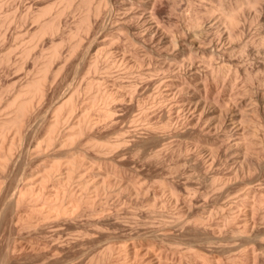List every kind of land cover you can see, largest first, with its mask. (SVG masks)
<instances>
[{"label":"rangeland","instance_id":"374dc122","mask_svg":"<svg viewBox=\"0 0 264 264\" xmlns=\"http://www.w3.org/2000/svg\"><path fill=\"white\" fill-rule=\"evenodd\" d=\"M125 1L0 0V264H264V0H150L146 11ZM152 22L167 40L152 39ZM173 32L194 46L174 47ZM25 87L27 102L40 87L38 104L15 123ZM79 111L102 122L90 129ZM17 135L23 143L5 163ZM17 187L39 199L14 208ZM67 201L71 214L54 212Z\"/></svg>","mask_w":264,"mask_h":264},{"label":"bare ground","instance_id":"6f19581e","mask_svg":"<svg viewBox=\"0 0 264 264\" xmlns=\"http://www.w3.org/2000/svg\"><path fill=\"white\" fill-rule=\"evenodd\" d=\"M127 1H128V2L130 1V3H131V2L133 3V1H138V2L140 3L139 6L143 7L145 11L148 10V7L150 6V5H149L150 0H132V1H131V0H127ZM127 1H125V2H127ZM151 1H152V0H151ZM105 2H106V1H105ZM138 2H136V4L134 3V5H133V4H130V6H131V5L136 6V5L138 4ZM126 5H127V4H126ZM137 6H138V5H137ZM139 6H138V7H139ZM151 6H152V4H151ZM151 6H150V7H151ZM126 7H128V6H126ZM141 7H140V8H141ZM134 9H135V8H134ZM150 9H151V8H149V10H150ZM59 10H60V9H59ZM144 10H143V12H144ZM136 11H137V9H136ZM252 11H253V10H252ZM255 11H257V10L255 9ZM57 12H58V11H57ZM60 12L63 13V11H60ZM131 12H132V11H131ZM131 12H130V13H131ZM137 12H138V11H137ZM253 12H254V11H253ZM62 13H60V14H62ZM251 13H252V12H251ZM147 14H148V13H147ZM149 14H150V13H149ZM56 15H58V13H57ZM90 15H91V16H87V18H88L89 20L92 19V18H91V17H92V14H90ZM95 15H96V14H95ZM108 15H109V13H108ZM111 15H112V14H111ZM134 15H135V13H134ZM141 15H144V14H141ZM145 15H146V14H145ZM153 15L156 16V14H154V13H152V14L149 15V16H150L151 18H154ZM255 15H256V14H255ZM255 15H253V16H255ZM93 16H94V15H93ZM137 16H139V15L137 14ZM137 16H136V17H137ZM110 17L112 18V16H110ZM132 17H133V16H132ZM143 17H144V16H143ZM148 18H149V17H148ZM151 18H150V19H151ZM54 19H55V18H54ZM112 19H113V18H112ZM144 19H146V17H145ZM142 20H143V19H142ZM157 20L159 21V19H157ZM57 21H58V20H57ZM95 21H96V20H95ZM114 21H115V20H114ZM147 21H148V20H147ZM150 22H151V21H150ZM137 23H138V22H137ZM230 23H231V25L236 26V25L238 24V19H237V17H236V16L231 17V18H230ZM90 24H91V23H90ZM90 24H89V25H90ZM144 25H145V24H144ZM51 26H52V25H51ZM51 26H50V27H51ZM90 26H91V25H90ZM146 26H148V25L146 24ZM262 26H263V24H262ZM262 26H261V27H262ZM41 28H42L43 31H44V29L46 28V24H43V25L41 26ZM53 28H54V29H58V26L54 24V25H53ZM234 28H235V27H234ZM146 29H147V28H146ZM262 29H263V28H262ZM47 30H49V28H48ZM141 30H142V29H141ZM183 30H184V29H183ZM202 30H203V29H201V31H202ZM56 31H57V30H56ZM145 31H146V30H145ZM148 31H149V34L152 36V39H153L155 36H158V37H161V38H162V37H165V39H166L167 34L162 30V28H161L158 24H155V23L152 22V24H150V25L148 26ZM167 31H168V30H167ZM186 31H187V30H186ZM186 31H185V34L187 33ZM230 31L233 32L232 30H230ZM230 31H229V32H230ZM199 32H200V31H199ZM204 32H205V31H204ZM263 32H264V30H263ZM140 33H141V32H140ZM140 33H139V35H140ZM142 33H143V32H142ZM142 33H141V34H142ZM173 33H174V32H173ZM197 33H198V32H197V30H196V31L194 32V34H191V36H189V40H190L192 43H195V44L198 43V39L200 38V35H201V34L198 33V35H197ZM228 34H229V33H228ZM231 34H232V33H231ZM262 34H263V33L261 32V35H262ZM174 35H175V33L172 34V36H173V40H174V41L168 40V42L170 41L171 44H172L174 47H179V48L181 47V50H182V48L185 47L184 45L188 44L187 41H189V40H187V41L185 40V37L188 36V35H186V36H185V35H181V36H180L179 38H177L176 40H175L174 38H175V36H177V35H175V36H174ZM233 35H234V34H233ZM148 36H149V35H148ZM153 36H154V37H153ZM203 36H204V35H203ZM143 37H144V35H143ZM146 37H147V35H146L144 38H146ZM231 37H232V36H231ZM203 38H204V37H203ZM206 38H207V37H206ZM171 39H172V38H171ZM222 39H223V37H222ZM148 40H149V39H148ZM157 40H158V39H157ZM161 40H162V39H161ZM166 40H167V39H166ZM201 40H202V38H201ZM233 40H234V39H233ZM262 40H263V39H262ZM162 41H163V40H162ZM225 41H226V40H225ZM156 42H157V41H155V43H156ZM158 42H160V41H158ZM158 42H157L156 44H158ZM168 42L166 41L165 44H168ZM200 42H201V41H200ZM263 42H264V41H263ZM263 42H262V43H263ZM192 43H191V44H192ZM201 43H202V42H201ZM208 43H209V42H208ZM208 43H207V44H208ZM212 43H213V42H212ZM231 43H232V42H231ZM153 44H154V43L152 42V45H153ZM161 44H162V43H161ZM161 44H160V45H161ZM163 44H164V43H163ZM165 44H164V45H165ZM189 44H190V43H189ZM189 44H188V45H189ZM191 44H190V46H191ZM202 44H203V43H202ZM216 44H217V42H216ZM220 44H221V42H220ZM214 45H215V44H214ZM228 45H229V44H228ZM230 45H231V44H230ZM166 46H167V45H166ZM192 46H194V44H192ZM197 46H198V45H197ZM215 46H216V45H215ZM217 46H219V45H217ZM186 47H187V45H186ZM171 48H172V47H171ZM219 48H220V47H219ZM219 48H218V49H219ZM226 48H227V47H226ZM230 48H231V47H230ZM174 49H175V48H174ZM115 50H116V49H115ZM119 50H120V49H119ZM179 50H180V49H179ZM185 50H187V49H185ZM185 50H183V51H185ZM258 50H259V49H258ZM120 51H121V50H120ZM163 51H164V50H163ZM177 51H178V50H177ZM124 52H125V51H124ZM169 52H170V51H169ZM169 52H168V53H169ZM180 52H181V51H180ZM175 53H176V52H175ZM182 53H183V52H182ZM258 53H259V51H258ZM150 54H151V53H150ZM158 54H159V53H158ZM171 54H173V53H171ZM184 54H186V53H184ZM184 54H183V55H184ZM263 54H264V53H263ZM164 55L166 56V53H165ZM176 55H177V54H176ZM176 55H175V56H176ZM180 55H181V53H180ZM183 55H182V56H183ZM167 56H168V54H167ZM170 56H172V55H170ZM179 57H180V56H179ZM126 58H127V57H126ZM133 58H134V57H133ZM165 58H166V57H165ZM171 58H172V59H170V60H171V61H174L175 64H176L178 67L180 66V68H181L182 66H184V65H182V62H183V61H182V62H181V61H178L177 58L174 60V55H173V57H171ZM181 58H183V57H181ZM136 59H137V58H136ZM158 59H159V58H158ZM125 60H126V59H125ZM163 60H165V59H163ZM165 61H167V60H165ZM165 61H164V62H165ZM237 61H238V60H237ZM164 62H163V63H164ZM184 62H185V61H184ZM125 63H126V62H125ZM141 63H142V62H140V63H136V64L140 67V66L142 65ZM170 63H171V62H170ZM129 64H130V63H129ZM236 64H237V63H236ZM240 64H242L241 61H240ZM144 65H145V64H144ZM170 65H171V64H170ZM208 65H209V64H208ZM133 66H134V65H133ZM166 66H167V65H166ZM166 66H165V67H166ZM171 66H172V65H171ZM185 66H186V65H185ZM185 66H184V67H185ZM239 66H240V65H239ZM136 67H137V66H136ZM145 67H146V66H145ZM206 67H207V66H206ZM208 67H209V66H208ZM132 68H133V67H132ZM134 68H135V67H134ZM140 68H141V67H140ZM140 68H139V69H140ZM143 68H144V67H143ZM160 68H161V67H160ZM162 68H163V67H162ZM192 68H194V67H192ZM156 69H157V67H156ZM165 69H167V68H165ZM170 69H171V68H170ZM194 69H195V68H194ZM194 69H190V70H194ZM209 69H210V68H209ZM209 69H208V71H209ZM214 69H216V68H212V67H211V69H210L211 72H210V73L214 72V71H215ZM130 70H131V69H130ZM141 70H142V69H141ZM141 70H140V71H141ZM143 70H144V69H143ZM158 70H159V69H158ZM180 70H181V69H180ZM140 71H139V72H140ZM146 71H147V70H146ZM160 71H162V70L160 69ZM163 71H164V68H163ZM166 71H167V70H166ZM181 71H182V70H181ZM195 71H196V70H195ZM204 71H205V70H204ZM208 71H207V72H208ZM143 72H144V74L146 75V72H145V71H143ZM149 72H150V71H149ZM157 72H158V71H157ZM178 72H179V71H178ZM178 72H177V73H178ZM189 72H190V71H189ZM207 72H206L205 76L203 75L204 73L202 74L204 77L200 74V75L202 76V79H199L200 76H199V78H198L200 81H202V80L204 79V83H203V85H205V86H207V84H209L208 82H209V79H210V75H212V74H209V73H207ZM185 73H186V70H185ZM139 74H142V73H139ZM147 74H148V73H147ZM178 74H179V73H178ZM187 74H188V73H187ZM189 74H190V73H189ZM192 74L194 75V73H192ZM197 74H198V73H197ZM163 75H164V74H163ZM179 75H180V74H179ZM179 75H178V76L176 75V76H177V77H176L177 79H179V78H178ZM181 75H182V73H181ZM181 75H180V76H181ZM183 75H184V74H183ZM183 75H182L181 77H183ZM195 75H196V72H195ZM195 75H194V76H195ZM146 76H147V75H146ZM170 76H171V75H170ZM174 76H175V75H174ZM184 76H186V74H185ZM160 77H161V76H160ZM181 77H180V78H181ZM187 77H188V76H187ZM192 77H193V76H192ZM197 77H198V76H196L195 79H196ZM165 78L167 79V77H165ZM170 78H172V77H170ZM174 78H175V77H174ZM189 78H190V77H189ZM161 79H162V78H161ZM177 79H176V80H177ZM183 79H185V81H184ZM183 79L181 78V81L183 80V82L187 83V82H186V79H187V78H183ZM179 80H180V79H179ZM188 80H189V79H187V81H188ZM196 80H197V79H196ZM92 81H93V80H92ZM160 81H161V80H160ZM164 81H165V80H164ZM171 81H172V80H171ZM171 81H168V82H170V84H171ZM192 81H193V80H192ZM194 81H195V80H194ZM38 82H39V81H38ZM172 82H173V81H172ZM195 82H196V81H195ZM29 83H30V82H29ZM92 83H93V82H92ZM173 83H174V82H173ZM181 83H182V82H181ZM181 83H180V84H181ZM167 84H168V83H167ZM174 84H175V86H176V85L179 84V82H178V84H176V83H174ZM174 84H173V86H174ZM160 85H161V84H160ZM186 85H187V84H186ZM196 85H198V82H196ZM38 86H39V85H38ZM90 86H91V85H90ZM198 86H199V85H198ZM23 87H24V86H23ZM180 87H181V85H180ZM208 87H209V86H208ZM39 88H40V87H39ZM39 88H37L36 90H33V91H36V93H35V94H32V96H31L30 100H28V102H27V100H25V99H26V98H25V94L27 93V92H26V87H25V89H22V90L20 91V93L17 95V97L15 98V100H13L14 102L12 103V105L14 106V108L16 107L15 109H18L17 112L20 110V114H21V115H19L18 113L15 114V117H14V118H13V117L11 118V120H12L13 122L16 123V122H18L20 119H21V120H24L23 118H25V115H27V113H28V112L30 111V109L33 107L34 103H35V102L37 103V101H38L37 99H39ZM167 88H168V87H167ZM176 88H178V86H176ZM199 88H200V87H199ZM27 89H28V88H27ZM41 89H42V88H41ZM162 89H163V88H162ZM173 89H174V88H173ZM179 89H180V88H179ZM209 89H210V88H208L207 90H209ZM42 90H43V89H42ZM44 91H45V90H44ZM44 91H43V92H44ZM170 91H172V90H170ZM173 91H174V90H173ZM178 91H179V90H178ZM180 91H181V90H180ZM257 91H258V90H257ZM28 92H29V91H28ZM40 92H41V91H40ZM255 92H256V91H255ZM259 92H261V91H259ZM259 92H257V95H256L257 98H256V100H257V102H258V105H261L262 107H264V94H262V93L259 94ZM262 92H263V91H262ZM29 93H30V92H29ZM107 94H108V93H107ZM163 94H164V93H163ZM178 94H179V92H178ZM41 95H42V92L40 93V97H41ZM97 95H98V94H97ZM101 95H102V94H101ZM104 95H105V93L103 94V97H104L105 100H111L112 102H113V100L115 101V99H119V98H116V97L113 96V95H111V96H110V95H106V96H104ZM166 95H167V94H166ZM168 95H169V94H168ZM168 95H167V96H168ZM164 96H165V95H164ZM167 96H166V97H167ZM251 96H252V95H251ZM29 97H30V96H29ZM92 97H93V96H92ZM100 97H102V96H100ZM122 97H123V96H122ZM169 97H170V96H169ZM175 97H176V96H175ZM254 97H255V96H254ZM97 98H99V97H97ZM27 99H28V98H27ZM35 99H36V100H35ZM90 99H91V98H90ZM158 99H159V98H158ZM247 99H248V98H247ZM250 99H251V97H250ZM253 99H255V98H253ZM253 99H252V102H254ZM165 100H166V99H165ZM167 100H168V99H167ZM256 100H255V101H256ZM34 101H35V102H34ZM39 101H40V100H39ZM96 101H97V100H96ZM112 102H111V103H112ZM158 102H159V101H158ZM161 102H163V101H161ZM248 102H249V103H248ZM252 102H250V100H247L248 106H251V105H253V104L256 103V102H255V103L251 104ZM96 103H97V102H96ZM101 103H102V102H101ZM106 103H107V102H106ZM156 103H157V102H156ZM199 103H200V102H199ZM24 104H25V105H24ZM26 104H27V105H26ZM37 104H38V103H37ZM37 104H36V105H37ZM74 104H76V103H74ZM74 104H73V105H74ZM93 104H95V103H93ZM103 104H104V103H103ZM103 104H102V105H103ZM64 105H65V104H64ZM104 105H105V110L103 111V112H104V113H103L104 116L107 117V118H108V117H112L111 115L114 114V113L112 112L113 110L111 109L112 107H111V108L109 107V105H110L109 103L104 104ZM236 105H237V104H236ZM34 106H35V105H34ZM85 106H86V105H85ZM204 106L207 107V109L211 107L210 104H209L207 101L204 102ZM204 106H203V107H204ZM253 106H254V105H253ZM261 106H260V107H261ZM10 107H11V106H10ZM58 107H59V106H58ZM58 107H57V110H55V112L59 111L60 108H58ZM69 107H70V106H69ZM77 107H78V106H77ZM77 107H76V108H77ZM82 107L84 108V110H80V109H79V110L83 112V111L86 110V108H85L83 105H82ZM82 107H81V109H83ZM94 107H96V106H94ZM101 107H102V106H101ZM198 107H199V106H198ZM236 107H237V106H236ZM257 107H259V106H257ZM33 108H34V107H33ZM33 108H32V109H33ZM67 108H68V107H67ZM73 108H75V106H74ZM78 108H79V107H78ZM78 108H77V109H78ZM177 108H179V107H177ZM181 108H182V107H181ZM32 109H31V110H32ZM55 109H56V108H55ZM69 109H70V108H69ZM71 109H72V108H71ZM100 109H101V108H100ZM204 109H205V108H204ZM254 109H255V106H254ZM256 109H258V108H256ZM73 110H75V109H73ZM258 110H259V109H258ZM21 111H22V113H21ZM69 111H72V110H69ZM80 111L78 112V114H81V116H80V115L76 116L77 114H75V116L77 117V121L80 122L81 120L84 119L85 122H83V123H86L87 127H88L89 125H92V124L94 125V123H96V122H98L100 119H102V118H98L99 116L96 117V115H94V113H93V114H90L89 112H86V113L84 112V114H82V112L80 113ZM182 111H183V110H182ZM207 111H208V110H207ZM256 111H257V110H256ZM259 111H260V110H259ZM62 112H63V111H62ZM72 112H73V111H72ZM75 112L77 113V110H76ZM226 112H227V111H226ZM226 112H225V114H227V113L229 114V111H228L227 113H226ZM67 113H68V112H67ZM212 113H213V111H212ZM57 114H58V113H57ZM59 115H61V114L59 113ZM220 115H221V114H220ZM229 115H230V114H229ZM55 116H58V115L55 114ZM100 116H101V115H100ZM102 116H103V115H102ZM221 116H222V115H221ZM221 116H219V120H220V117H221ZM223 117H225V116L223 115ZM255 117H256V116H255ZM257 117H258V116H257ZM26 118H27V117H26ZM60 118H61V117H60ZM142 118H143V117H141V119H142ZM232 118H233V117H232ZM232 118H231V119H232ZM234 118H235V117H234ZM234 118H233V120H235ZM55 119H56V118H55ZM146 119H147V118H146ZM236 119H237V118H236ZM60 120H62V119H60ZM65 120H66V119H65ZM84 120H83V121H84ZM144 120H145V119H144ZM144 120H143V121H144ZM223 120H224V119H223ZM225 120H226V119H225ZM225 120H224V121H225ZM227 120L229 121V119H227ZM227 120H226V122H227ZM259 120H260V119H259ZM58 121H59V120H58ZM74 121H75V120H74ZM77 121H76V122H77ZM100 121H101V120H100ZM100 121H99V122H100ZM103 121H104V120H103ZM106 121H107V120H106ZM145 121H146V120H145ZM145 121H144V123H145ZM147 121H148V120H147ZM230 121H232V120H230ZM235 121H237V120H235ZM0 122H3V121H0ZM6 122H8V121H6ZM20 122H21V121H20ZM76 122H75L74 125H76ZM99 122H98V123H99ZM101 122H102V121H101ZM219 122H220V121H219ZM254 122H255V120H254ZM256 122L259 123V121H256ZM8 123H9V122H8ZM22 123H23V122H22ZM25 123H26V122H25ZM25 123H23V125H24ZM57 123H58V122H57ZM151 123H153V122H151ZM151 123H150V120H149V122H147V124H149V126H152V125H153V124H151ZM221 123H222V121H221ZM223 123H224V122H223ZM236 123H237V122H236ZM10 124H12V123L10 122ZM53 124H54V123H53ZM78 124H79V123H77V125H78ZM147 124H146L145 126H147ZM227 124H228V123H227ZM254 124H255V123H254ZM19 125H20V124H19ZM23 125L19 126V130H20V131H18V132L21 133V131L23 130V129H22V126H23ZM157 125H158V124H157ZM223 125H224V124H223ZM233 125H234V124H233ZM238 125H240V124H238ZM258 125H259V124H258ZM258 125L256 124V127H254V128H257ZM16 126H18V125H16ZM81 126H83V125H81ZM154 126H155V123H154ZM79 127H80V126H79ZM79 127H78V128H79ZM83 127H84V126H83ZM87 127H86V128H87ZM90 127H91V126H90ZM90 127H88V128H90ZM152 127H153V126H152ZM220 127H221V126H220ZM228 127H229V126H228ZM16 128H17V127H16ZM52 128H53V127H52ZM56 128H57V130L61 129V128H58V127H56ZM56 128H55V129H56ZM81 128H82V127H81ZM156 128H158V127H156ZM156 128H155V129H156ZM225 128H226V127H225ZM76 129H77V128H76ZM90 129H91V128H90ZM152 129H153V128H152ZM155 129H153V130H155ZM234 129H235V128H234ZM240 129H241V128H240ZM242 129H243V127H242ZM57 130H55V131L58 132ZM74 130H75V129H74ZM245 130H246V128H245ZM253 130H256V129H253ZM72 131H73V130H72ZM80 131H81V129L79 128L78 130H75V132H73V133L71 132L72 134H70V133H68V132H67V133H64V132H63V133H64V134H63V133H62V130H61L60 132H61L62 134L59 135V141H58V140H57V141H58V143L60 142L61 144H62V143H67V141L70 139V137L75 136V134H77V133L79 134ZM233 131H234V130H233ZM239 131H240V130H239ZM243 131H244V130H243ZM7 132H8V131H7ZM7 132H6V133H7ZM50 132H51V131H50ZM82 132H84V131L82 130ZM6 133H5V134H6ZM16 133H17V132H16ZM16 133H15V134H16ZM22 133H24V132L22 131ZM57 134H58V133H57ZM81 134H83V133H81ZM49 135H50V134H49ZM3 136H4V135H3ZM5 136H7V135H5ZM17 136H18V135H17ZM22 136H23V134H22ZM165 136H166V135H164V136H162V137L165 138ZM50 137H51V136H50ZM5 138H7V137H5ZM14 138H16V137H14ZM21 138H22L21 135H19L18 138H17L16 140L10 141V142H12L11 145L8 144V145H9L8 150H7L8 153H7V154L5 153L6 155L3 153V154L6 156V157H5L6 159L4 158V159H5V163H8V162L10 163V160H12V159H10V158L13 157V156H12L13 150L18 149V148H16V147H19V145H21L20 143H23V142H21V141H23ZM54 138H55V137H54ZM54 138H53V139H54ZM2 139H3V138H2ZM51 139H52V138H51ZM51 139H50V140H51ZM56 139H58V138H56ZM56 139H54V140H56ZM6 140H8V138H7ZM52 141H53V140H52ZM71 141H73V139H72ZM8 143H9V142H8ZM60 143H59V144H60ZM238 143H239V142H238ZM113 144H115V143H113ZM104 145H105V144H104ZM109 145H110V144H109ZM236 146H237V145H236ZM104 147H105V146H104ZM114 147H115V146H114ZM15 148H16V149H15ZM234 148H235V147H234ZM4 149H5V148H4ZM108 149H109V148H108ZM241 150H242V149H241ZM16 151H17V150H16ZM244 151H245V150H244ZM159 152H160V151H159ZM159 152H156V153H158V155H159ZM235 152H236V151H235ZM15 153H16V152H15ZM244 154H245V153H244ZM248 154H250V153H248ZM248 154H247V155H248ZM14 155H15V154H14ZM238 155H239V154H238ZM245 155H246V154H245ZM245 155H244V156H245ZM1 156H2V155H1ZM156 156H157V155H156ZM244 156H243V157H244ZM248 156H249V155H248ZM161 157H162V156H161ZM243 157H239V159H240V158H243ZM245 157H246V159H248L247 156H245ZM80 158H81V157H80ZM236 158H237V156H236ZM13 159H14V157H13ZM73 159H74V158H73ZM81 159H82V158H81ZM84 159H85V158H84ZM233 159H234V158H233ZM71 160H72V159H71ZM75 160H76V158H75ZM75 160H74V161H75ZM85 160H86V159H85ZM236 160H237V159H236ZM68 161H69V160H68ZM68 161H67V162H68ZM232 161H233V160H232ZM70 162H71V161H70ZM80 162H81V161H80ZM240 162H242L244 165L249 166L250 163H251L252 161L250 162V161H248V160H243V159H242V161H240ZM3 163H4V162H3ZM3 163H1V164H3ZM75 163H76V162H75ZM84 163H85V162H84ZM231 163H232V162H231ZM235 163H236V162H235ZM235 163H234V164H235ZM73 164H74V163H73ZM76 164H77V163H76ZM76 164H74V165L76 166ZM239 164H240V163H239ZM58 165H59V164H58ZM58 165H57V166H58ZM63 165H64V164H63ZM69 165H71V164H69ZM8 166H9V165H8ZM66 166H67V165H66ZM252 166H254L253 162H252ZM1 167H2V166H1ZM53 167H54V166H53ZM61 167H63V166H61ZM250 167H251V166H249V168H250ZM65 168H68V167H64V169H65ZM70 168H71V167H70ZM70 168H68V169H70ZM81 168H82V167H81ZM243 168H245V167H243ZM3 169H5V168H3ZM64 169H63V170H64ZM77 169H78V168H77ZM100 169H101V168H100ZM6 170H7V168H6ZM49 170H50V169H49ZM49 170H48V171H49ZM60 170H61V169H60ZM60 170H59V171H60ZM75 170H76V167L73 166L72 171H75ZM59 171H58V172H59ZM65 171L68 172V173L66 174V177H65V178H67V181H72V179L75 178V177H73V178L71 179V177L73 176V172L71 171V169H70L71 172H69V171H67V170H65ZM78 171H79V170H78ZM58 172H57V173H58ZM66 172H64V174H65ZM8 173H9V172H8ZM48 173H49V172H48ZM107 173H108V172H107ZM50 174H51V173H50ZM54 174H55V172H54ZM60 174H62V173L60 172L58 175H60ZM98 174H100V173H98ZM52 175H53V172H52ZM77 175H78V174H77ZM79 175H80V174H79ZM96 175H97V174H96ZM100 175H101V174H100ZM109 175H110V174H109ZM112 175H113V174H112ZM117 175H118V174H117ZM117 175L115 174L114 179L117 178ZM45 176H46V175L44 174V177H45ZM55 176L57 177V174H55ZM55 176H54V177H55ZM60 176H61V175H60ZM80 176H81V175H80ZM80 176H79V178H80ZM97 176H98V175H97ZM97 176H96V177H97ZM113 176H114V175H113ZM47 177H48V176H47ZM47 177H46V178H47ZM54 177H53V179H54ZM63 177H64V176H63ZM77 177H78V176H77ZM110 177H111V176H110ZM118 177H119V176H118ZM84 178H85V177H84ZM50 179H51V178H50ZM57 179H59V178H57ZM70 179H71V180H70ZM122 179H123V178H122ZM38 180H39V179H36V181H38ZM83 180H84V179H83ZM83 180H82L81 182H83ZM90 180H91V179H90ZM21 181H22V180H21ZM21 181H20V182H21ZM41 181L43 182V180H41ZM62 181H64V179H63ZM74 181H75V180H74ZM84 181H85V184H86V185H87V184H88V185L90 184L88 180L85 179ZM109 181H110V180H109ZM60 182H61V181H60ZM65 182H66V181H65ZM115 182H116V181H115ZM33 183H34V181H33ZM43 183H44V182H43ZM54 183H55V182H54ZM68 183H69V182H68ZM98 183H99V182H98ZM21 184H22V183H21ZM28 184H30V183H27V185H28ZM31 184H32V183H31ZM31 184H30V185H31ZM66 184H67V183H66ZM69 184H70V183H69ZM25 185H26V184H25ZM30 185H29V186H30ZM32 185H33V184H32ZM32 185H31V186H32ZM56 185H57V184H56ZM95 185H96V184H95ZM18 186H19V184H18ZM42 186H43V185H42ZM61 186H63V185L61 184ZM64 186H65V185H64ZM72 186H73V184H72ZM72 186H71V187H72ZM83 187H84V186H83ZM89 187H90V186H88V188H89ZM93 187H94V184H93ZM103 187H104V186H103ZM17 188H18V187H17ZM62 188H63V187H62ZM109 188H110V187H109ZM43 189H44V188H43ZM43 189H41V190H43ZM60 189H61V188H60ZM89 189H90V188H89ZM106 189H107V188H106ZM106 189H105V190H106ZM18 190H19V192L16 193L17 196H15V194H14L15 192H14L12 198H10V199H11L10 203H11V204L13 203L12 206L15 205V206L17 207V206L22 205V204L24 203V202H22V201L24 200V198H25L27 195H31L32 198L35 197L36 199H39V191H37V189L35 190L34 187H33V188L23 187V188H20V189L18 188ZM18 190H17V191H18ZM97 190H98V189H97ZM17 191H16V192H17ZM57 191H59V190H57ZM68 191H69V190H68ZM72 191H73V189H72ZM98 191H100V190H98ZM41 192H42V191H41ZM62 192H63V191H62ZM73 192H74V191H73ZM105 192H106V191H105ZM57 193H58V192H57ZM67 193H68V192H67ZM71 194H72V193H71ZM104 194H105V193H104ZM44 197H45V196H44ZM42 198H43V197H42ZM55 198H56V197H55ZM60 198H61V196H60ZM66 198H67V197H66ZM90 198H91V197H90ZM30 199H31V198H30ZM30 199H29V200H30ZM34 201H35V200H34ZM60 201H61V200H60ZM68 201H69V200H68ZM68 201H67V202H68ZM58 202H59V201H58ZM38 203H39V202H38ZM59 204H60V203H59ZM70 204H71V203H70ZM49 205H50V204H49ZM15 206H14V208H16ZM37 206H38V205H37ZM58 206H59V205H58ZM73 206H74V205H73ZM31 207H32V206H31ZM50 207H51V206H50ZM50 207H49V209H50ZM19 208H21V207H19ZM40 208H41V207H40ZM44 208H45V207H44ZM51 208H53V207H51ZM36 209L39 211V207L36 208ZM45 209H46V208H45ZM47 209H48V207H47ZM53 210H54V209H53ZM55 210H56V209H55ZM19 211H20V210H19ZM40 211H41V210H40ZM43 211H44V209H43ZM43 211H41V212H43ZM60 211H61V212H58V210H57V211H54V212L58 213L59 215H60V214H62V215L65 214V217H66V214H69V213L71 214V213H72V208L69 206V202H68V205L65 204V202H64V204H62L61 207H60ZM21 213H22V212H21ZM44 213H45V212H44ZM51 213H52V211H47V214H48V215H52ZM56 213H55V214H56ZM73 213H74V212H73ZM45 214H46V213H45ZM21 215H22V214H21ZM32 216H33V215H32ZM45 216H46V215H45ZM54 216H56V215H54ZM38 217H39V216H38ZM50 217H52V216H50ZM59 218H60V217H59ZM31 219H32V218H31ZM37 219H38V218H37ZM202 219H204V218H202ZM32 222H33V220H32ZM34 222H35V221H34ZM36 222H38V221H36ZM36 222H35V223H36ZM195 222H196V221H195ZM38 223H39V222H38ZM203 223H204V222H203ZM33 224H34V223H33ZM61 235H62V234H61ZM59 236H60V235H59ZM57 237H58V236H57ZM60 237H61V236H60ZM61 238H62V237H61ZM58 248H59V247H58ZM56 249H57V248H56ZM57 251H59V250H57ZM57 253H58V252H57ZM60 253H61V252H60ZM86 254H87V252H86ZM83 257H84V256H83ZM59 259H60V258H59ZM77 260H78V259H77ZM94 260H95V259H94ZM58 261H59V260H58ZM75 261H76V260H75ZM76 262H77V261H76ZM72 263H73V261H72ZM68 264H69V263H68Z\"/></svg>","mask_w":264,"mask_h":264}]
</instances>
